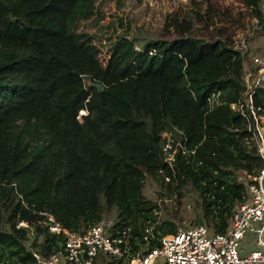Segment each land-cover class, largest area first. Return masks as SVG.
Listing matches in <instances>:
<instances>
[{
	"label": "trees",
	"instance_id": "1",
	"mask_svg": "<svg viewBox=\"0 0 264 264\" xmlns=\"http://www.w3.org/2000/svg\"><path fill=\"white\" fill-rule=\"evenodd\" d=\"M97 1L0 0L4 264H37L33 252L47 257L60 248L64 236L42 223L43 212L78 232L113 216L108 231L130 227L131 254L144 237L148 247L159 245L178 227L153 213L156 203L143 195L148 178L178 199L190 187L195 220L224 232L248 197L243 172L262 165L255 145L245 144L247 120L231 109L252 49L193 35L192 20L177 10L163 19L162 32L173 38L137 48L120 37L102 65L81 30ZM239 1L264 33V0ZM208 8L194 11L206 26ZM254 102L264 108V94ZM21 220L28 227H17Z\"/></svg>",
	"mask_w": 264,
	"mask_h": 264
},
{
	"label": "built area",
	"instance_id": "2",
	"mask_svg": "<svg viewBox=\"0 0 264 264\" xmlns=\"http://www.w3.org/2000/svg\"><path fill=\"white\" fill-rule=\"evenodd\" d=\"M243 91L231 109L247 120L250 136L245 144L255 145L262 165L254 172H243L248 197L239 202L224 232H213L203 223L181 227L163 235L159 245H145L131 254L130 227L111 234L102 222L90 225L84 231L63 227L51 213L42 223L54 233L64 236L60 248L47 257L33 252L37 264H264V108L256 106L255 94H264V50L250 54V64L244 65ZM83 111V110H81ZM84 112V111H83ZM167 142L164 150L170 148ZM173 152L165 160L171 162ZM28 227L21 220L17 227ZM32 232L30 231V235ZM251 236L254 247L242 252V241ZM0 264H4L0 260Z\"/></svg>",
	"mask_w": 264,
	"mask_h": 264
},
{
	"label": "rangeland",
	"instance_id": "3",
	"mask_svg": "<svg viewBox=\"0 0 264 264\" xmlns=\"http://www.w3.org/2000/svg\"><path fill=\"white\" fill-rule=\"evenodd\" d=\"M207 4L211 17L207 18L206 26V21L199 20L194 11L201 8L204 13ZM177 10L192 20L193 35L208 40L229 38L237 49H252L249 54L264 45V33L258 31L257 20L239 0H98L93 17L82 23L81 30L97 47L98 59L104 65L111 46L120 37L132 40L137 48L159 36L173 38L174 33L162 32V26L167 13ZM182 192L181 199L174 193L166 194L151 178L146 179L143 187L145 199L157 205L153 213L158 220H170L178 228L199 223L195 220L200 211L194 203L195 193L188 186ZM113 222V216H105L102 221L107 228Z\"/></svg>",
	"mask_w": 264,
	"mask_h": 264
},
{
	"label": "crops",
	"instance_id": "4",
	"mask_svg": "<svg viewBox=\"0 0 264 264\" xmlns=\"http://www.w3.org/2000/svg\"><path fill=\"white\" fill-rule=\"evenodd\" d=\"M242 252H246L249 248L254 247V241L251 236H246L242 241Z\"/></svg>",
	"mask_w": 264,
	"mask_h": 264
},
{
	"label": "water",
	"instance_id": "5",
	"mask_svg": "<svg viewBox=\"0 0 264 264\" xmlns=\"http://www.w3.org/2000/svg\"><path fill=\"white\" fill-rule=\"evenodd\" d=\"M92 85L95 86L98 90H100L102 88L101 83H92Z\"/></svg>",
	"mask_w": 264,
	"mask_h": 264
}]
</instances>
